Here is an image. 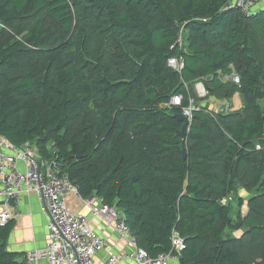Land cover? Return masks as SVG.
Returning <instances> with one entry per match:
<instances>
[{
  "label": "trees",
  "instance_id": "1",
  "mask_svg": "<svg viewBox=\"0 0 264 264\" xmlns=\"http://www.w3.org/2000/svg\"><path fill=\"white\" fill-rule=\"evenodd\" d=\"M232 75L238 83L224 80ZM235 94L239 107L200 103ZM175 95L181 104L168 106ZM190 100L199 109L183 140L174 115ZM0 136L56 163L83 199L114 207L152 258L168 254L177 233L179 264H264L262 9L245 15L234 0H0ZM13 224L0 225V264H28L7 249Z\"/></svg>",
  "mask_w": 264,
  "mask_h": 264
},
{
  "label": "built area",
  "instance_id": "2",
  "mask_svg": "<svg viewBox=\"0 0 264 264\" xmlns=\"http://www.w3.org/2000/svg\"><path fill=\"white\" fill-rule=\"evenodd\" d=\"M261 0H234V4L245 15L254 12ZM180 41V40H179ZM168 66L180 71L183 63L177 58L167 60ZM238 83L236 75L225 77ZM203 94L200 97H204ZM181 104V97L175 95L170 98L168 106ZM199 109L198 103L190 100L187 107L182 108V114L191 120L192 113ZM0 225L15 220L21 215L19 204L23 194H35L41 202V209L47 215L46 244L42 249L26 253L28 264H119L120 258L132 257L135 264H171L177 260L183 248V241L177 233L172 235V249L168 254L158 255L155 258L139 248L127 227L123 217L114 207L105 205L96 196L83 199L77 185L66 176L59 175L56 163L41 160L31 145L21 147L12 145L0 136ZM23 164L21 170L19 164ZM76 197L89 212L102 218L120 235L124 236L134 246V254L109 255L104 261L96 262L94 256L106 248V241L90 226L86 215L73 212L68 207V198ZM231 198L223 199L226 204Z\"/></svg>",
  "mask_w": 264,
  "mask_h": 264
},
{
  "label": "crops",
  "instance_id": "3",
  "mask_svg": "<svg viewBox=\"0 0 264 264\" xmlns=\"http://www.w3.org/2000/svg\"><path fill=\"white\" fill-rule=\"evenodd\" d=\"M261 9L264 10V0H261L256 6H254V11ZM201 84L203 83L201 82ZM200 103L202 106L206 105L209 110L214 112L222 110L227 106L230 107L231 104L235 106L231 101L225 100H215L212 102L210 99H207L200 101ZM239 105L236 107H239ZM19 167L22 170L23 164L20 163ZM239 194L243 198L247 197V193L243 190H239ZM2 202L3 200L0 199V203ZM67 203L71 211L80 212L86 215L91 228L106 241V248L97 252L94 256L96 262L104 261V259L109 255L122 256V254H128L129 256H132L134 254L135 249L131 242L116 232L112 226H110L102 218L93 216L80 200L74 196H70ZM19 209L21 211V215L14 220L13 229L11 230L7 240V249L17 254L26 255L29 251L44 248L47 240L46 224L48 219L46 213H44L41 209V202L38 196L35 194H23L19 204ZM246 211V208L242 209L244 214ZM239 235L240 232L236 234V236ZM40 264H45V262L41 261ZM119 264H135V262L132 257L125 258L122 256L119 260ZM171 264H179L178 259L172 261Z\"/></svg>",
  "mask_w": 264,
  "mask_h": 264
},
{
  "label": "rangeland",
  "instance_id": "4",
  "mask_svg": "<svg viewBox=\"0 0 264 264\" xmlns=\"http://www.w3.org/2000/svg\"><path fill=\"white\" fill-rule=\"evenodd\" d=\"M193 91L195 94H197L196 96L198 98H200L199 96L205 94L206 90H205V87L203 84H201V82H196L195 84H193ZM207 94V93H206ZM206 96V95H205ZM231 102L235 105V106H238L239 103H240V99H239V96L238 94H235L232 99H231ZM244 195V194H243ZM232 204V211H231V214L234 216L236 213H237V201L236 200H232L231 202ZM245 208V207H244Z\"/></svg>",
  "mask_w": 264,
  "mask_h": 264
},
{
  "label": "water",
  "instance_id": "5",
  "mask_svg": "<svg viewBox=\"0 0 264 264\" xmlns=\"http://www.w3.org/2000/svg\"><path fill=\"white\" fill-rule=\"evenodd\" d=\"M174 117L182 123L181 129L177 132L178 136H180L183 140L186 138L187 135V130L190 126L191 120H189L186 116H184L182 113H177L174 115ZM182 156L185 158L186 152L185 149L183 148L182 151Z\"/></svg>",
  "mask_w": 264,
  "mask_h": 264
}]
</instances>
